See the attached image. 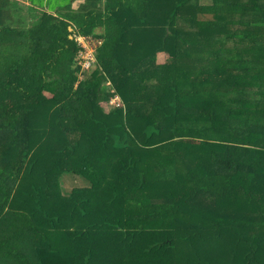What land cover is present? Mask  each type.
Segmentation results:
<instances>
[{"label":"trees","instance_id":"trees-1","mask_svg":"<svg viewBox=\"0 0 264 264\" xmlns=\"http://www.w3.org/2000/svg\"><path fill=\"white\" fill-rule=\"evenodd\" d=\"M74 1L0 0V264H264V0Z\"/></svg>","mask_w":264,"mask_h":264},{"label":"rangeland","instance_id":"rangeland-1","mask_svg":"<svg viewBox=\"0 0 264 264\" xmlns=\"http://www.w3.org/2000/svg\"><path fill=\"white\" fill-rule=\"evenodd\" d=\"M16 1H18L19 4L22 6L30 4V1H31V2L35 3L34 5H36V6L37 5L38 6H42V5L47 6L48 5L49 8H52L58 4L63 5L65 3V0H30V1L29 0H16ZM211 2H212V0H202V3H211ZM78 3H80V2L79 1L76 2L75 5H77ZM53 10H55V9H53ZM179 10H180L179 15H185V14L188 15V14L193 13L192 8H191V10H187L184 7H180ZM181 26H184V25H182L181 23H178V24L174 25V28L176 30H183V28ZM85 44L89 47V51L93 52V46L95 48L97 42L94 39H92V41L88 40ZM168 76H169L168 73H165L163 75V78L164 79L168 78ZM145 88H146V86L144 85V89ZM147 89H148V91H147L148 94L146 96H148L150 99L157 98V96L160 94V93L157 94V90L161 91L162 93L164 92L162 85L157 82V79H152L151 81H149ZM113 101H114V99H113ZM113 101L111 100L110 105L118 106L120 103V100L116 101V102H113ZM34 131H35V127H34ZM33 137H35V133L32 135V138ZM108 178L111 179L110 176ZM61 184H62L63 189L67 190V191H70L71 189H73L75 187H84L86 185H89L88 183L83 181L79 176H73V175H64L62 178Z\"/></svg>","mask_w":264,"mask_h":264},{"label":"built area","instance_id":"built-area-1","mask_svg":"<svg viewBox=\"0 0 264 264\" xmlns=\"http://www.w3.org/2000/svg\"><path fill=\"white\" fill-rule=\"evenodd\" d=\"M78 40L80 41L81 47L82 49L80 50V54H79V63L84 67L87 68L89 67V65L91 64L90 62L93 59V52L89 51V47L85 44L88 39H86L85 37L79 36ZM94 51V49H93ZM114 99V101H113ZM112 99L113 102L119 101V97L117 95L114 96V98Z\"/></svg>","mask_w":264,"mask_h":264},{"label":"crops","instance_id":"crops-1","mask_svg":"<svg viewBox=\"0 0 264 264\" xmlns=\"http://www.w3.org/2000/svg\"><path fill=\"white\" fill-rule=\"evenodd\" d=\"M80 2V3H78L77 5H75V3L76 2ZM84 0H75L73 3H72V7L74 8V9H76V8H78L79 7V5L83 2ZM53 9H55V10H53ZM53 9H50V10H48L49 12H51V13H54L55 14V12H56V8H53Z\"/></svg>","mask_w":264,"mask_h":264}]
</instances>
